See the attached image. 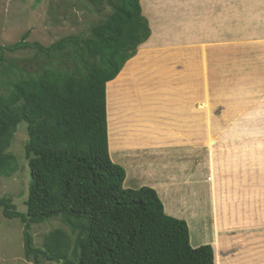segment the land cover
Listing matches in <instances>:
<instances>
[{"label": "rangeland", "instance_id": "1", "mask_svg": "<svg viewBox=\"0 0 264 264\" xmlns=\"http://www.w3.org/2000/svg\"><path fill=\"white\" fill-rule=\"evenodd\" d=\"M249 3L242 0V17L233 18L236 4L225 0L222 29L215 18H196L191 24L182 18L189 26L185 30L178 29L179 18L155 17L158 35L138 46V53L123 67L126 72L121 70L118 78L106 84L107 117L113 120L109 148L113 143L116 160L124 165L123 186H151L160 191L177 213L185 215L191 245H211L215 264L246 263L242 252L230 253L234 242L252 247V264H264V0L262 10ZM111 10L105 0L99 5L87 0H0V45L15 43L25 31L29 32L26 40L44 45L65 35L82 36ZM151 32L150 28V36ZM4 55L7 63L30 69L34 50L5 51ZM245 84L252 86L240 94ZM236 87L240 95L233 97L230 93ZM207 89L212 96L208 112L202 107ZM191 103L187 116L179 112ZM153 124L159 126L154 129ZM236 131L243 135L236 137L235 145H252L241 148L237 160L232 157L224 166L222 159L233 154ZM27 138L26 123L19 122L7 149L16 156L19 168L10 176H0V197H11L16 210L23 213L31 180L24 155ZM55 229L74 237L60 217H51L30 225L32 247L43 249L45 236ZM23 231L24 223L6 218L0 208V264H61L41 254L37 263L33 254L25 256Z\"/></svg>", "mask_w": 264, "mask_h": 264}, {"label": "trees", "instance_id": "2", "mask_svg": "<svg viewBox=\"0 0 264 264\" xmlns=\"http://www.w3.org/2000/svg\"><path fill=\"white\" fill-rule=\"evenodd\" d=\"M105 1L111 12L88 34L44 45L26 40L25 31L0 45V79H9L0 80V176L19 168L7 149L22 121L31 176L26 212L2 196V214L24 223V254L35 263L41 254L61 264H215L211 245L193 247L186 221L165 212L153 187L123 186L125 169L110 157L106 84L149 38L150 27L140 0ZM25 49L34 50L30 69L7 63L5 51ZM51 217L74 237L55 229L43 249L32 247L30 225Z\"/></svg>", "mask_w": 264, "mask_h": 264}, {"label": "crops", "instance_id": "3", "mask_svg": "<svg viewBox=\"0 0 264 264\" xmlns=\"http://www.w3.org/2000/svg\"><path fill=\"white\" fill-rule=\"evenodd\" d=\"M233 1L236 4L235 5L236 6V8H235L236 12L231 14V16L233 18H240V17H242V15H241L242 14L241 13V11H242V9H241L242 0H233ZM249 1H250V3L254 4V5H252L254 8H255V6L257 4V6H259L261 10L263 9L261 7V3L263 2V0H249ZM140 6H141L142 14L148 19V21L150 20L151 25H149V26H150V28L152 30L151 36L144 43H151L152 42L151 40L153 39V37H155L154 35H158V27H157V23L155 21V17L159 18V19L160 18H164L166 20L169 19V18H175V19L179 18L180 21L178 20V22L176 23L177 26H178V29H180V27H182L185 30L189 26L186 25L187 23L181 21L182 18L189 19V21H191V22H189L190 24L193 23L192 19H196V18H207V19L215 18V19H218V23H220L221 29L224 28L223 27V24H224L223 22H224V18H225V0H140ZM182 23L184 25H178V24H182ZM212 30L215 31V28L213 27ZM176 31H177V33H181L179 30H176ZM218 32L221 33L220 30ZM144 43L139 45L140 48L143 47ZM138 51H139V49H138ZM137 53L138 52H136V54ZM131 67L132 66H129V68H131ZM121 70H124V68H122ZM190 106L191 105H189V104H188V107H186V108L184 106V109L186 111H184V110L182 111L181 110L179 112L183 113V115L185 114V112H187L185 114L187 116L188 115V111H189V110L187 111V108H189V109L192 108V106L191 107ZM136 116L142 117L143 114L141 115V114L138 113ZM149 118H150V116H149ZM184 118H186V117H184ZM141 120H142V122L145 121L144 119H141ZM107 121H108V135H109L110 134L109 133V128H110V124L109 123H110V121L108 120V117H107ZM186 121H187V119H184V123H185L184 126H186ZM172 123L173 122H171L169 124L171 125ZM157 125H154V126H157ZM235 125H233V129H235V127H237V125L236 126ZM171 127H173V126H171ZM171 127H169V128H171ZM153 128L155 129V127H153ZM175 128H177V127H175ZM172 129H174V128H172ZM233 135H234L232 137L233 138V144H231L232 145L231 146V151L233 149V154L231 156H229V158H227V159H222L224 166H225V164L227 165V163L230 162L229 160H231L232 157L235 158L234 161L237 160L236 157H237V155H239L238 152L240 151L241 148H245L246 149L247 147H250V145H252L251 142H249V143L240 142L238 145H235V140H237L236 137H241L243 135V133H239V132L236 131V132H233ZM180 136H178L179 139L182 138V140H183V135L181 137ZM185 140H186V137H185ZM247 152H249V151L247 150ZM109 154H110V148H109ZM110 157H111V155H110ZM111 159H112V157H111ZM118 164H120L119 161H118ZM120 165H122V164H120ZM233 183H235V182H233ZM234 188H235V186L232 185V189L233 190H234ZM240 188L242 189L243 186L240 187ZM248 189L250 190V188H248ZM251 248L252 247H250V248L247 247V245H244V246L242 245L241 248L237 252L239 255H241V252H242L243 255L246 256V258H248V259H246V263L245 264H249V263L252 264L253 258H251V256L253 255V253L251 251ZM224 253L228 254L227 252H224Z\"/></svg>", "mask_w": 264, "mask_h": 264}, {"label": "bare ground", "instance_id": "4", "mask_svg": "<svg viewBox=\"0 0 264 264\" xmlns=\"http://www.w3.org/2000/svg\"><path fill=\"white\" fill-rule=\"evenodd\" d=\"M258 49V48H257ZM258 56V55H257ZM260 60V59H259ZM204 62H205V60H204ZM263 62V61H262ZM205 64V63H204ZM257 66V65H256ZM261 66V65H260ZM258 67V66H257ZM260 68V67H259ZM256 69V68H255ZM125 72H126V70H124ZM257 71V70H256ZM250 72H252V71H250ZM122 74H123V72H122ZM121 74V75H122ZM248 74V73H247ZM117 78H118V76H117ZM254 78V77H253ZM252 78V79H253ZM263 78V77H262ZM261 78V79H262ZM239 79V78H238ZM257 79H259V78H257ZM250 80V79H249ZM245 81V80H244ZM110 82V81H109ZM115 82V81H114ZM240 82V81H239ZM246 82H248V81H246ZM245 82V83H246ZM112 83V82H111ZM249 83V82H248ZM264 84V83H263ZM246 85V86H245ZM245 85H241V87L239 88V90H240V94L241 93H243L244 91H247L249 88H251V86L253 85V87H255L256 88V85H257V83H254V84H245ZM111 86H113V85H111ZM232 90V89H231ZM205 93H206V95L204 96V106H202V107H205L204 109H206L207 110V112H208V108H209V102L211 101V100H209L212 96H211V94H209V90L207 89L206 91H205ZM239 93V91H238V87H236L235 89H233L232 91H231V93L230 94H232V96L234 97L235 95L237 96V95H240V94H238ZM226 94V93H225ZM222 95H224L223 93H222ZM209 96H210V98H209ZM247 96V95H246ZM249 96V95H248ZM228 98H229V96H228ZM249 98V97H248ZM146 100V99H145ZM147 100H148V98H147ZM146 100V101H147ZM250 100V99H249ZM252 100H254V98L252 99ZM203 101V100H202ZM256 101V100H255ZM254 101V102H255ZM173 103V102H172ZM189 105H193L192 103L191 104H189ZM243 105H244V103H243ZM190 106V107H191ZM258 106H259V104H258ZM245 107V106H244ZM180 109H182V108H180ZM184 109V108H183ZM254 110V109H253ZM181 111V110H180ZM260 111V110H259ZM138 112V111H137ZM157 112V111H156ZM177 113V112H176ZM201 113V112H200ZM248 113V112H247ZM247 113H246V115H247ZM154 114V113H153ZM207 114V113H206ZM146 115V114H145ZM179 116H182L181 114L179 115ZM243 116V115H242ZM251 116V115H250ZM156 117V116H155ZM167 117V116H166ZM198 117V116H197ZM237 117V116H236ZM252 117V116H251ZM246 118H248L247 116H246ZM245 118V119H246ZM152 119V118H151ZM167 119V118H166ZM209 119V118H208ZM237 119V118H236ZM251 119V118H250ZM145 120V119H144ZM150 120V119H149ZM159 120V119H158ZM112 121L113 120H110V129H112L111 127H112V125H111V123H112ZM137 121V120H136ZM151 121V120H150ZM166 121V120H165ZM199 121V120H198ZM246 121V120H245ZM250 121H252V120H250ZM115 122V121H114ZM155 122V121H154ZM159 122V121H158ZM236 122V121H235ZM138 123V122H137ZM159 123H161V120H160V122ZM184 123V122H183ZM199 123V122H198ZM202 123V122H201ZM201 123H200V125H201ZM162 124V123H161ZM167 124V123H166ZM235 124H237V123H234L233 125H235ZM240 124V123H239ZM156 125V124H155ZM170 125V124H169ZM207 125H208V128H209V121L207 120ZM243 125V124H242ZM187 126V125H186ZM195 126V125H194ZM114 127V126H113ZM153 127H156V126H153ZM172 128V127H171ZM174 128V127H173ZM166 129H168V128H166ZM165 129V130H166ZM191 129V128H190ZM259 129V128H258ZM261 129V128H260ZM192 130V129H191ZM113 131H114V129H113ZM160 131V130H159ZM164 132V131H163ZM259 132V131H258ZM160 134V133H159ZM181 134H183V133H181ZM185 134V133H184ZM204 134V133H203ZM256 134V133H255ZM188 136V135H187ZM264 136V135H263ZM181 137V136H180ZM164 139V138H163ZM168 139V138H167ZM189 139V138H188ZM187 139V140H188ZM160 140V139H159ZM177 140V139H176ZM180 140V139H179ZM213 140H214V138H213V136L211 135V133L208 131V141L209 142H213ZM168 141V140H167ZM231 141V140H230ZM186 142H189V141H186ZM113 144V143H112ZM111 144V147H110V155H111V157H112V160L114 161V162H116L117 160H116V155H115V153H114V151H115V149H114V147H113V145ZM186 144V143H185ZM192 147V146H191ZM251 147V146H250ZM192 151V150H191ZM208 157V156H207ZM175 160V159H174ZM116 163H118V162H116ZM133 173V172H132ZM154 188V187H153ZM156 188V187H155ZM158 194H159V196H160V198H161V200L163 201V204H164V209H165V212L168 214H170V215H172V216H175V217H177V218H182V217H185V215L183 214H180V213H177V211L176 210H174V208L172 207V204H171V202H170V200L169 199H166V198H164L163 197V194L160 192V191H158ZM214 200V199H213ZM194 232V231H193Z\"/></svg>", "mask_w": 264, "mask_h": 264}, {"label": "flooded vegetation", "instance_id": "5", "mask_svg": "<svg viewBox=\"0 0 264 264\" xmlns=\"http://www.w3.org/2000/svg\"><path fill=\"white\" fill-rule=\"evenodd\" d=\"M242 231H244V229H241ZM233 245H232V247H231V251H230V253L232 254V252L234 251V250H239L240 248H241V244H239L238 242H234V243H232ZM223 252H227V251H223Z\"/></svg>", "mask_w": 264, "mask_h": 264}, {"label": "clouds", "instance_id": "6", "mask_svg": "<svg viewBox=\"0 0 264 264\" xmlns=\"http://www.w3.org/2000/svg\"><path fill=\"white\" fill-rule=\"evenodd\" d=\"M150 37V36H149ZM145 42V41H144ZM144 42H142V43H144ZM141 43V44H142ZM141 44H139V45H141ZM138 45V46H139ZM109 82V81H108ZM107 82V83H108ZM107 107V106H106ZM107 136H108V150H109V135H108V121H107ZM115 163V162H114ZM118 164V163H117ZM126 172V171H125ZM162 201V200H161ZM185 220V219H184ZM186 221V220H185ZM186 223H187V221H186ZM188 226V225H187ZM188 231H189V228H188ZM189 238H190V233H189ZM190 240V239H189ZM191 244V243H190ZM202 245H204V244H202ZM200 246V245H199ZM193 247H197V246H193Z\"/></svg>", "mask_w": 264, "mask_h": 264}]
</instances>
